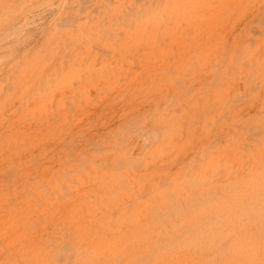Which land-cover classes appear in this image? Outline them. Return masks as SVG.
Masks as SVG:
<instances>
[{"label": "bare ground", "instance_id": "obj_1", "mask_svg": "<svg viewBox=\"0 0 264 264\" xmlns=\"http://www.w3.org/2000/svg\"><path fill=\"white\" fill-rule=\"evenodd\" d=\"M0 264H264V0H0Z\"/></svg>", "mask_w": 264, "mask_h": 264}]
</instances>
